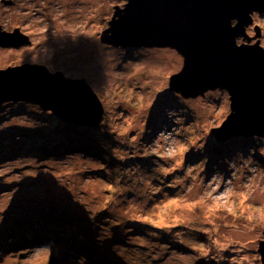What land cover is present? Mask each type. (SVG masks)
<instances>
[{
	"label": "rangeland",
	"instance_id": "rangeland-1",
	"mask_svg": "<svg viewBox=\"0 0 264 264\" xmlns=\"http://www.w3.org/2000/svg\"><path fill=\"white\" fill-rule=\"evenodd\" d=\"M13 1V7L0 2V26L6 31L18 27L30 37V45L0 47V69L36 63L52 72L61 71L66 78L84 79L103 105V120L97 127L103 140L95 143L92 135L64 129L65 147L74 148V154L47 158L37 152L32 155L30 149L22 153L21 148L40 142L41 135L50 137L47 128L51 126L38 119L47 111L24 102L0 105V264L87 262L82 255L63 253L71 238L60 230L62 220L53 216L59 213L55 204L64 199L78 205L75 214L86 218L104 205L112 208L107 202L114 201L120 204V213L114 212L120 215L115 224H121V219L139 224L146 220L162 229L156 213L175 214L164 226L174 235L169 249H179L168 250L163 261L260 264L264 137L235 135L215 142L208 136L209 129L219 126L229 113L226 92L214 90L183 99L168 90L169 77L182 67L177 52L99 43V32L110 20L113 7L122 6L123 0H34L32 5ZM33 5L37 12L26 13L25 7ZM254 18L264 47V12ZM247 35L253 38L255 33L248 30ZM84 145L109 152L118 161H114L116 176L104 173L106 162L94 160ZM170 184L173 188L167 193L165 187ZM37 213L46 218L41 229L58 238V243H31L32 237L42 239L35 237L28 224ZM114 222L103 217L98 230L107 235ZM141 227L134 232L122 224L116 227L122 235L132 233L125 235L128 241L119 239L108 249V260L113 261L109 264H118L116 257L124 264H156L154 251L139 252L147 244ZM29 233L32 237L27 239ZM98 244L103 247V242Z\"/></svg>",
	"mask_w": 264,
	"mask_h": 264
},
{
	"label": "water",
	"instance_id": "water-1",
	"mask_svg": "<svg viewBox=\"0 0 264 264\" xmlns=\"http://www.w3.org/2000/svg\"><path fill=\"white\" fill-rule=\"evenodd\" d=\"M261 12L264 0H123L113 7L99 42L122 49L174 50L182 67L169 77V91L183 99L214 90L228 95L229 113L209 137L218 142L235 135L264 137V47L257 26L255 42L245 43L251 40L245 30L252 15ZM28 44L17 29L8 33L0 28V47ZM6 102L31 103L80 126L97 128L103 120V105L84 79L66 78L39 64L0 69V105ZM257 253L264 264V238Z\"/></svg>",
	"mask_w": 264,
	"mask_h": 264
},
{
	"label": "trees",
	"instance_id": "trees-1",
	"mask_svg": "<svg viewBox=\"0 0 264 264\" xmlns=\"http://www.w3.org/2000/svg\"><path fill=\"white\" fill-rule=\"evenodd\" d=\"M43 115L38 117V119L44 124V126H51L47 129L51 132L50 137H46L45 134L41 135L42 139L40 142H37L36 144H28L21 152L25 153L26 151L32 150V155H34L35 152H37L40 157H47V158H56L60 157L63 155H66L68 153H73L74 154V148L67 149L66 146V140H64L65 135L62 132L64 129H69L72 132H77L80 135L82 134L84 137L86 136H93V139L91 141H94L95 143H101L103 140L102 134L99 133L100 130L98 131L97 128H90L91 126H86V127H80L75 124H71L69 122H65L62 120H58L57 118H53L50 114L47 112H42ZM38 123H40V121ZM210 130V129H209ZM209 132V131H208ZM146 134V131H145ZM193 136H197L196 133L193 134ZM192 135L190 137H193ZM209 136V135H208ZM192 141V139L190 138ZM212 140L216 141L215 139L212 138ZM208 144V142H207ZM194 145V144H193ZM77 146V145H76ZM34 149H33V148ZM84 151L87 154H90L94 156L95 159H102L103 161L106 162V169L104 173H112V175L116 176V170L115 168L117 166V160H115L109 152L105 151L104 149H92L88 146H82ZM2 151V150H1ZM24 151V152H23ZM92 151V153H91ZM4 153V152H3ZM64 157V156H63ZM93 159V157H92ZM116 163H115V162ZM115 164V165H114ZM113 165V166H111ZM113 171V172H112ZM115 173V174H114ZM103 179H109L107 177H104ZM110 180V179H109ZM59 184V183H58ZM110 185V184H109ZM61 186V184H60ZM173 187H171V184L165 187V191L167 193H170V190ZM70 195V193H69ZM70 198V197H68ZM67 198V199H68ZM169 199V198H168ZM107 203H112L113 207L108 208L109 206L104 205V207H101V210L98 209L96 210V214L92 216L91 214L87 216L82 215V213L75 214L74 211L78 209V205L74 204L70 200L64 199L62 204H55L56 205V211L58 209L59 213L54 212L55 216L54 218H60L57 221H61L62 223V228L60 229L63 234H65L67 237H70L71 240L66 238L68 241L67 244L64 245V252L63 253H73L76 255H82L84 260L87 262H82L83 264H109L112 263L113 261L108 260L111 259L108 254V249L114 244L115 241L119 239H125V235L129 233H132L131 231H128V233H124L122 235L120 231L117 230V226L121 225L126 228V229H132V231H136L138 227L142 225L141 228H139L140 231L144 235L147 236V244L145 246H142L141 250L139 251L143 255L148 251H154L157 254V257L153 260L156 262V264H176L177 262L171 261L169 262L168 260L163 261L164 257H167L168 250H172L171 252H174L178 250L179 248L169 249L170 247V242L173 241V236L169 231L165 230V224L170 223L171 221L169 219H173V216L175 215H168V212H165L162 210V212H157L156 213V218L160 220V224L163 226L162 229L156 228L154 225L147 223L146 220L140 221V224L137 222L133 221H122L124 219L120 220L121 224H115L118 222V219L120 215H117L120 213V210L117 209V207L120 204H117L116 202H111L109 200ZM62 206V207H60ZM80 208V207H79ZM55 210V209H54ZM53 212L51 209L49 210ZM73 211V213L71 212ZM87 211V210H86ZM38 212V211H37ZM116 212L117 214H115ZM35 215V212H34ZM115 215V216H114ZM37 217L34 218V220H28V224L31 225V228L34 231L35 237H42L41 240H35L32 235L29 233V237L27 236V239H30V236L32 237L34 245H44L45 243L52 242V244L58 243L59 239L56 237H53L51 234H46V230L41 229V227L44 225L43 220L46 219L42 213H37ZM101 217V219H100ZM103 217H108V219H112L114 222V219L117 221L111 225V227L108 228L107 230V235L101 234V231L98 230V224L102 221ZM116 217V218H115ZM54 218H47V219H54ZM169 218V219H168ZM134 225H137L135 228ZM133 226V228H132ZM28 227V226H27ZM65 230V231H63ZM69 232V234H67ZM33 234V232H32ZM46 234V235H45ZM126 236V237H127ZM51 237V238H50ZM54 240V241H53ZM128 241V239H125ZM154 240H158L157 243H161V245L157 244L154 242ZM63 241L65 239L63 238ZM76 241V242H75ZM40 242V243H39ZM100 242H103V247L100 248L99 244ZM39 243V244H38ZM128 245V243H127ZM151 248H148V247ZM160 246V247H159ZM175 246V245H174ZM182 246V245H181ZM137 247V246H135ZM67 254V253H66ZM65 255V254H64ZM114 258V257H113ZM115 262L118 264H124L125 261L121 258H114ZM200 260L196 261V263L200 262ZM109 262V263H108ZM184 264V263H180Z\"/></svg>",
	"mask_w": 264,
	"mask_h": 264
},
{
	"label": "flooded vegetation",
	"instance_id": "flooded-vegetation-1",
	"mask_svg": "<svg viewBox=\"0 0 264 264\" xmlns=\"http://www.w3.org/2000/svg\"><path fill=\"white\" fill-rule=\"evenodd\" d=\"M5 1H8L9 3H5L4 1H0L3 5H7V6H9V7H13L14 5H16V2L15 1H13V0H5ZM22 1H26V3L27 2H29V5H32L35 1L34 0H18V2H21L22 3ZM20 3V4H21ZM34 6V8H31V7H29V6H27V7H25V12L26 13H30V14H34V13H36L37 12V8H36V6L35 5H33ZM38 14V13H37ZM254 15H256V13L255 14H253L252 15V24H250L248 27H246V34H247V31L249 30H253V26L254 25H257V23H255V24H253L254 23V20H255V18H254ZM108 22V21H107ZM107 22H106V24H107ZM232 24H234V22H232ZM107 26V25H106ZM105 26V27H106ZM0 28H1V26H0ZM18 30L19 32H20V34L21 35H23V36H25V37H27V40H28V42H29V44L28 45H30V37L27 35V34H25L24 32H22L18 27H15V28H12V29H10V30H8V31H6V30H2V28H1V30L2 31H5V32H8V33H10V32H14L15 30ZM259 32H260V34H261V30L259 29L258 30ZM100 33V32H99ZM249 37H251V36H249ZM252 38V37H251ZM238 41H239V43H238ZM252 41H254V40H250L249 42H246L245 41V43H251ZM260 41H261V39H260ZM237 44L239 45V44H242V39H238L237 41ZM100 43V42H99ZM28 45H23V46H20V47H18V48H11V49H20V48H22V47H24V46H28ZM64 47V43L62 44V45H59V47H58V49L57 50H55L54 51V53H55V55L56 54H58V53H60L61 52V49ZM55 55H53L52 54V58L55 56ZM65 55V54H64ZM27 64H29V63H27ZM34 64H36V63H34ZM39 65H42V64H39ZM52 72V71H51ZM54 72V71H53Z\"/></svg>",
	"mask_w": 264,
	"mask_h": 264
},
{
	"label": "clouds",
	"instance_id": "clouds-1",
	"mask_svg": "<svg viewBox=\"0 0 264 264\" xmlns=\"http://www.w3.org/2000/svg\"><path fill=\"white\" fill-rule=\"evenodd\" d=\"M254 14H255V13H254ZM251 24H252V23H251ZM256 26L258 27V29L261 30V28H260L258 25H254V26H253V32H254V33H255L254 28H255ZM260 35H261V34H260ZM247 36H248V35H247ZM248 37H249V36H248ZM250 38H251V37H250ZM252 39H253V38H252ZM260 39H261V38H260ZM253 40H254V39H253ZM215 127H217V126H215ZM213 128H214V127H213ZM252 137H256V136H252Z\"/></svg>",
	"mask_w": 264,
	"mask_h": 264
},
{
	"label": "bare ground",
	"instance_id": "bare-ground-1",
	"mask_svg": "<svg viewBox=\"0 0 264 264\" xmlns=\"http://www.w3.org/2000/svg\"><path fill=\"white\" fill-rule=\"evenodd\" d=\"M255 34H256V32H255ZM259 37L261 38V35H259ZM221 124V123H220Z\"/></svg>",
	"mask_w": 264,
	"mask_h": 264
}]
</instances>
